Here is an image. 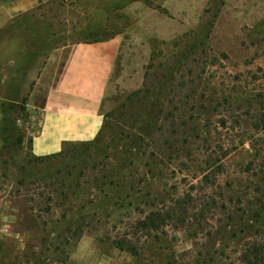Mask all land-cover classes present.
<instances>
[{
  "label": "rangeland",
  "instance_id": "374dc122",
  "mask_svg": "<svg viewBox=\"0 0 264 264\" xmlns=\"http://www.w3.org/2000/svg\"><path fill=\"white\" fill-rule=\"evenodd\" d=\"M117 35L105 132L149 134L101 186L34 161L26 101L52 49ZM263 114L264 0H39L0 30V264H264Z\"/></svg>",
  "mask_w": 264,
  "mask_h": 264
},
{
  "label": "crops",
  "instance_id": "0c3cea01",
  "mask_svg": "<svg viewBox=\"0 0 264 264\" xmlns=\"http://www.w3.org/2000/svg\"><path fill=\"white\" fill-rule=\"evenodd\" d=\"M47 1V0H43ZM39 0H1L0 30L33 12ZM120 35L92 44L52 49L27 96L28 110L42 111L31 152L44 157L63 144L92 141L103 124L101 106L120 51Z\"/></svg>",
  "mask_w": 264,
  "mask_h": 264
},
{
  "label": "trees",
  "instance_id": "16d2710c",
  "mask_svg": "<svg viewBox=\"0 0 264 264\" xmlns=\"http://www.w3.org/2000/svg\"><path fill=\"white\" fill-rule=\"evenodd\" d=\"M104 119L105 117L103 116L102 127L92 141L63 144L60 152L57 154L45 157H34V161L39 163L54 160L60 162L61 166L64 165L63 168H70L71 166L78 167L80 165L86 167V165L92 163L90 164L91 179L93 182H98L101 186L106 184L114 185L112 181H117L118 178L130 181L132 177L126 173L128 172L129 174L128 167L131 165L130 163H133L135 157L138 156V153L136 152L140 145H137V142L142 141V137L149 133H144L142 130L139 131V136L133 134L128 136V138L127 136L120 134L119 139L113 140L108 138L109 135L105 132ZM262 119L264 120V114L262 115ZM111 134H113V132H111ZM125 138L130 140L128 144L124 141ZM31 143L32 141L30 140V147ZM62 162L66 163L62 164ZM94 172L97 174L94 175ZM108 180H110V182ZM123 185H120V187L127 186L131 189L130 184ZM124 197H128V195H124ZM118 201H124V199H119ZM161 222L164 221L159 216L150 214L139 220L138 224L141 225L143 230L149 228L158 230L160 229Z\"/></svg>",
  "mask_w": 264,
  "mask_h": 264
}]
</instances>
